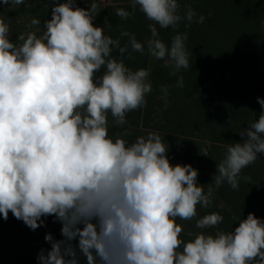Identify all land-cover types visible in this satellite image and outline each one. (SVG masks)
Instances as JSON below:
<instances>
[{"label": "clouds", "instance_id": "1", "mask_svg": "<svg viewBox=\"0 0 264 264\" xmlns=\"http://www.w3.org/2000/svg\"><path fill=\"white\" fill-rule=\"evenodd\" d=\"M137 7L165 29L205 19L190 7L181 16L178 0H131L132 12L118 8L116 15L127 19ZM98 13L96 2L81 8L76 0H54L42 34H21L19 43L0 19V215L6 221L11 212L32 231L48 216L61 223L63 239L45 235L51 247L40 250L39 264H80L82 257L85 264H264V220L254 213L230 232H189L187 242L176 222L196 218L197 205L208 208L225 182L238 190L242 170L264 154V98L257 97L258 119L239 132L241 142L227 145L205 191L191 164L170 163L158 133L132 143L109 136L108 114L124 125L127 113L146 105L152 85L147 69L133 71L112 56L129 45L144 53V45L126 31L124 46L105 35L93 23ZM40 23L33 18L30 26ZM149 27L148 53L164 60L171 75L189 68L187 33H177L169 47ZM222 221L219 213L207 214L196 227Z\"/></svg>", "mask_w": 264, "mask_h": 264}, {"label": "trees", "instance_id": "2", "mask_svg": "<svg viewBox=\"0 0 264 264\" xmlns=\"http://www.w3.org/2000/svg\"><path fill=\"white\" fill-rule=\"evenodd\" d=\"M92 2L99 5L93 23L104 27L105 35L119 39L124 46L129 38L121 33L126 31L144 45V53L133 52L129 45L123 55L113 49L112 56L123 60L133 71L147 69L152 85L151 93L145 97L146 105L127 113L124 125H116L108 114L109 136L132 143L149 132L158 133L168 145L170 163L174 165L176 153L182 152L183 157L178 155V159L198 170L197 183L207 191L213 182L210 165L221 162L228 144L244 139L239 132L258 119L262 111L257 97L264 98V0H178L181 16L190 7L196 17L203 15L205 19L203 23L190 25L182 19L175 29L161 28L149 21L138 7L127 19L116 15L118 8L132 12L131 0H76L81 8H87ZM9 5L18 6L0 3V14ZM19 6L33 8V16L41 21L39 26L43 29L44 21L51 19L54 0H25V4ZM149 25L157 29L158 38L169 47L177 33H187L189 68L171 75L172 68L165 67L164 60H157L148 53L146 41L152 38ZM104 70L102 68L98 75ZM180 77L182 87L177 86ZM164 87L167 88L166 99ZM125 131L129 134L124 135ZM205 152L207 156L203 155ZM240 175L238 190L225 182L214 191L208 208L197 205V217L182 220V240L187 242L193 238L189 232H230L249 213L264 220V154H259L255 163L244 168ZM212 213L222 215V223L198 229L196 220ZM45 225L32 231L11 212L6 221L0 215V264H39L40 250L47 251L51 247L45 235L51 233L54 239H63L62 225L54 216L46 217ZM80 264H85L83 257Z\"/></svg>", "mask_w": 264, "mask_h": 264}, {"label": "rangeland", "instance_id": "3", "mask_svg": "<svg viewBox=\"0 0 264 264\" xmlns=\"http://www.w3.org/2000/svg\"><path fill=\"white\" fill-rule=\"evenodd\" d=\"M33 9V8H32ZM32 9L24 6H6L3 8V12L0 14V19H3L6 23L9 24L10 28V39L16 43H19L17 37L21 34L27 35L30 31H35L37 36L42 34L43 29L40 26H30L31 20L34 18ZM2 10V9H1ZM178 155L183 157V153H176L175 157L177 161L174 162L176 164H183V159H178ZM175 158V159H176ZM209 175L213 176L216 174L217 165L211 164L209 168ZM178 221V220H177ZM176 221V222H177ZM182 220L177 222L182 226Z\"/></svg>", "mask_w": 264, "mask_h": 264}]
</instances>
